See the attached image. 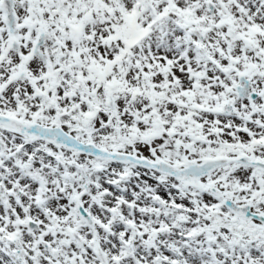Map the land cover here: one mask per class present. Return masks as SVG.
Returning a JSON list of instances; mask_svg holds the SVG:
<instances>
[{"label":"snow or ice","instance_id":"obj_1","mask_svg":"<svg viewBox=\"0 0 264 264\" xmlns=\"http://www.w3.org/2000/svg\"><path fill=\"white\" fill-rule=\"evenodd\" d=\"M0 264H264V0H0Z\"/></svg>","mask_w":264,"mask_h":264}]
</instances>
